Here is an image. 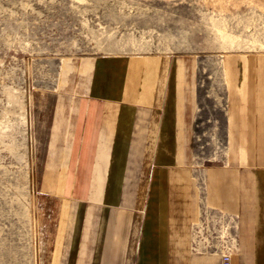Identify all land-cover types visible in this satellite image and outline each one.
Returning <instances> with one entry per match:
<instances>
[{
  "label": "crops",
  "instance_id": "1",
  "mask_svg": "<svg viewBox=\"0 0 264 264\" xmlns=\"http://www.w3.org/2000/svg\"><path fill=\"white\" fill-rule=\"evenodd\" d=\"M83 62L92 66V105L74 138L90 183L85 199L59 208L55 231L64 245L56 263L222 264L192 247L193 226L206 212H222L235 219L234 264H264V51ZM67 144L59 130L53 163L68 155ZM211 145L233 151L223 165L195 164L193 147ZM101 158L103 195L92 201ZM80 171L73 166L70 178Z\"/></svg>",
  "mask_w": 264,
  "mask_h": 264
},
{
  "label": "rangeland",
  "instance_id": "2",
  "mask_svg": "<svg viewBox=\"0 0 264 264\" xmlns=\"http://www.w3.org/2000/svg\"><path fill=\"white\" fill-rule=\"evenodd\" d=\"M250 51H264V0H0V264L63 261L59 208L90 183L74 138L92 105L84 57ZM57 123L70 152L53 163ZM193 148L203 167L233 151Z\"/></svg>",
  "mask_w": 264,
  "mask_h": 264
},
{
  "label": "built area",
  "instance_id": "3",
  "mask_svg": "<svg viewBox=\"0 0 264 264\" xmlns=\"http://www.w3.org/2000/svg\"><path fill=\"white\" fill-rule=\"evenodd\" d=\"M235 219L225 213L206 212L202 220L193 226L192 247L196 252L215 253L222 264H234L239 257L233 234Z\"/></svg>",
  "mask_w": 264,
  "mask_h": 264
},
{
  "label": "bare ground",
  "instance_id": "4",
  "mask_svg": "<svg viewBox=\"0 0 264 264\" xmlns=\"http://www.w3.org/2000/svg\"><path fill=\"white\" fill-rule=\"evenodd\" d=\"M59 130H60V123H57L55 125V127H54V134H53V141H52V144H51V151H53L55 149V146H56V143H57V139H58ZM104 164H105V162L102 161V158H101V160L99 162H96V165H95L94 178L92 180L93 184H92V188H91L92 192H91V195L89 194L90 195V200H92V201H100L101 200L100 199L101 198V192L103 190L102 189L103 188L102 181L104 180V175H105L104 174V172H105L104 171L105 170V165Z\"/></svg>",
  "mask_w": 264,
  "mask_h": 264
}]
</instances>
